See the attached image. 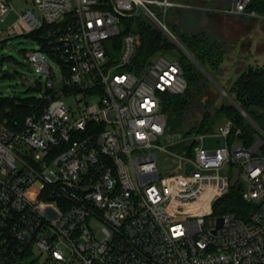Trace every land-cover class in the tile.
I'll list each match as a JSON object with an SVG mask.
<instances>
[{
  "label": "built area",
  "instance_id": "obj_1",
  "mask_svg": "<svg viewBox=\"0 0 264 264\" xmlns=\"http://www.w3.org/2000/svg\"><path fill=\"white\" fill-rule=\"evenodd\" d=\"M250 1L236 0L227 13L257 18L246 13ZM176 8L190 7L0 0V43L37 42L26 60L45 77L41 112L18 132L0 121V264L22 254L51 264H264V134L250 146L229 143L232 124L224 120L205 134L224 138V147L204 150L198 134L185 138L184 155L169 152L176 141L166 140L173 135L162 97L186 92L183 70L164 55L130 70L138 37L121 36V20L145 17L170 37L161 17ZM64 98H74L77 115ZM227 167L238 170L234 190L254 207L247 220L214 214L231 189Z\"/></svg>",
  "mask_w": 264,
  "mask_h": 264
},
{
  "label": "trees",
  "instance_id": "obj_2",
  "mask_svg": "<svg viewBox=\"0 0 264 264\" xmlns=\"http://www.w3.org/2000/svg\"><path fill=\"white\" fill-rule=\"evenodd\" d=\"M202 3L212 2L201 0ZM181 9V10H191ZM199 8V7H198ZM194 10L193 12L199 9ZM206 7L200 9L205 10ZM246 13H254L257 18L264 19V0H251L246 7ZM175 36L201 67L208 64L207 41L202 34H179L174 25ZM177 31V32H176ZM133 33L138 37V47L130 70L135 72L157 56L169 55L173 52L179 54L178 62L183 70V76L187 82V90L183 95H163L161 110L166 117L169 135H181L189 137L191 132L196 134L211 133L215 126L222 121H230L232 134L229 143L238 140L244 146H250L257 137V131L264 134V65L260 67L247 68L228 89V99L216 107L208 106L201 102L196 106V96L205 88L207 79L186 57L176 45L160 31L154 24L142 16L122 19L120 35ZM119 41V39H118ZM208 59V60H207ZM214 63L210 61V66ZM45 104L42 100L21 101L14 99L0 98V121L11 132H18L23 126L26 116L33 112H41ZM200 116L194 123L190 122L195 115ZM222 120V121H220ZM261 154L264 155V144L261 147ZM254 209L250 204L245 203L240 194L229 189L228 193L214 205V214L225 213L235 214L242 220H247L249 213ZM28 254H22L14 260V264H24ZM26 264V263H25ZM28 264H35L34 261Z\"/></svg>",
  "mask_w": 264,
  "mask_h": 264
},
{
  "label": "rangeland",
  "instance_id": "obj_3",
  "mask_svg": "<svg viewBox=\"0 0 264 264\" xmlns=\"http://www.w3.org/2000/svg\"><path fill=\"white\" fill-rule=\"evenodd\" d=\"M173 1L183 6L193 7L194 10L199 7V11L194 12L193 8L192 11L179 8L171 9L161 19L174 36L175 30L171 25L176 27L179 34L203 33L202 36L207 41V57L209 58L208 64L204 63L203 67L194 60L188 51L185 53L177 45L176 47L207 79L205 88L196 96V106L198 107L201 102H206L208 106L212 107L219 106L224 99L229 100L227 91L242 72L249 66L264 65V19L227 13L236 0H209L212 2L208 3H202L201 0ZM13 6L17 10L24 8V5L19 1H14ZM202 7H206V11L200 9ZM11 21L12 19L8 18L6 23L10 24ZM164 35L166 34L164 33ZM168 38L173 42L170 37ZM36 46L37 42H32L29 37L24 36L14 37L0 43V73L3 75L0 80V98L14 99L18 102L38 101L44 98L43 86L36 89L33 81L40 78L39 81L44 83L45 77L34 71L26 60V55L35 50ZM164 56L170 61L180 58L176 51ZM210 61L214 63L212 66H210ZM48 63L53 70L54 80L58 81L61 78L59 67L50 59ZM64 101L70 112L77 115L78 109L74 98H64ZM199 118L200 116L196 114L190 122L194 123ZM181 135L175 144L169 145L168 143L166 147L169 152L184 155V147L189 142L184 141L185 137ZM189 135L198 134L191 132ZM225 145L224 138L212 135H205L202 142L204 150H214ZM226 170L230 174L231 169L227 167ZM94 228L98 227L95 225ZM31 261H34L35 264H51L46 263L44 256H38V254L28 258L25 263L28 264Z\"/></svg>",
  "mask_w": 264,
  "mask_h": 264
},
{
  "label": "water",
  "instance_id": "obj_4",
  "mask_svg": "<svg viewBox=\"0 0 264 264\" xmlns=\"http://www.w3.org/2000/svg\"><path fill=\"white\" fill-rule=\"evenodd\" d=\"M170 37L173 39V41L175 42V44L179 48H181V50H183L185 53H187V50L183 47V45L176 38H174V36H172V34H171ZM33 84H34V87L36 89H38V87H39V80L38 79H34ZM166 140L169 141V142L177 141V140H179V135L168 136ZM186 167H187V170L190 169V166L189 165H186ZM231 172L232 173H231V178H230V182H229L230 183L229 184L230 185V188L231 189H236L237 191H239L240 188H241V186H240L239 183H237V180H238V170L236 168H233ZM186 173H187V171H186ZM221 222H222V220L219 219L218 220L219 225L221 224Z\"/></svg>",
  "mask_w": 264,
  "mask_h": 264
}]
</instances>
